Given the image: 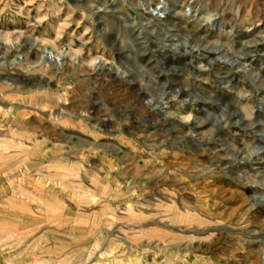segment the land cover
<instances>
[{"label": "rangeland", "instance_id": "1", "mask_svg": "<svg viewBox=\"0 0 264 264\" xmlns=\"http://www.w3.org/2000/svg\"><path fill=\"white\" fill-rule=\"evenodd\" d=\"M195 1L0 0V264H264V0Z\"/></svg>", "mask_w": 264, "mask_h": 264}, {"label": "bare ground", "instance_id": "2", "mask_svg": "<svg viewBox=\"0 0 264 264\" xmlns=\"http://www.w3.org/2000/svg\"><path fill=\"white\" fill-rule=\"evenodd\" d=\"M184 2V1H183ZM186 3H188V5L193 9V10H197L198 6H197V2L195 0H185ZM197 6V8H195ZM105 7V6H104ZM109 8V7H108ZM102 9V8H101ZM225 17V16H224ZM228 18V17H227ZM225 19V18H224ZM220 22H223V20H220ZM186 42L184 41H180L181 44L186 48V51H184L183 55H192L194 58L196 59H200V60H203V61H207V60H212V62H210V65L213 67V64L216 63V59H218L217 57H211L209 53H218L219 54L221 53L220 50L221 49H216V48H208L207 46H204L202 47V44L201 42L199 41H194V43H192L194 45V47L196 48H191V47H186L189 43V41L186 39L185 40ZM203 43V42H202ZM174 45V44H173ZM187 48H189V51L187 50ZM244 57V58H247V57H250L249 54L245 53V52H242L240 55H237V57ZM172 62V61H171ZM177 67V66H176ZM174 69V68H173ZM124 74V73H123ZM125 76L128 75L127 73L124 74ZM123 75V76H124ZM213 75V74H212ZM156 109L160 110L161 111V107H157ZM199 129V128H198ZM201 142V140H198ZM263 198V197H262ZM261 198V199H262Z\"/></svg>", "mask_w": 264, "mask_h": 264}, {"label": "crops", "instance_id": "3", "mask_svg": "<svg viewBox=\"0 0 264 264\" xmlns=\"http://www.w3.org/2000/svg\"><path fill=\"white\" fill-rule=\"evenodd\" d=\"M26 115H24V117H25ZM23 116H22V118H24ZM19 118V117H18ZM26 118V117H25ZM63 145V144H62ZM59 146H60V148H59ZM20 147L21 146H15V145H12L11 143L10 144H7L6 145V147L5 148H3V150H5L6 152H9V155L8 156H10V157H15V156H17V154H19V151L21 150L20 149ZM17 148V149H16ZM69 149V148H68ZM58 150H65V148L64 147H62L61 145H52V146H50L49 148H48V151L49 152H52L53 153V151H58ZM22 151V150H21ZM25 151H28V149L27 150H25ZM11 166V165H10ZM10 170H9V174H14V176L15 177H17V176H22L23 178H21L22 179V181H23V185H26V178H25V176L24 175H26V174H28V172L26 171L27 169H26V167L24 166V168H22L21 170L22 171H19L18 173H16L15 172V169H20V166L18 165L17 167H14V166H12V167H10L9 168ZM34 171H36V170H34ZM9 178H11V177H9ZM30 184V183H29ZM36 184H35V182L33 183V187L36 189ZM35 191V190H34ZM38 191H40L39 190V188H38ZM34 193H36V192H34ZM33 193V194H34ZM37 195L38 196H40L39 195V192H37ZM40 198V197H39Z\"/></svg>", "mask_w": 264, "mask_h": 264}]
</instances>
